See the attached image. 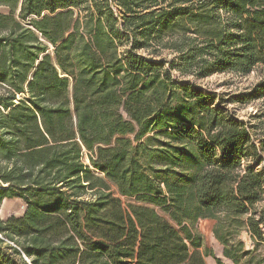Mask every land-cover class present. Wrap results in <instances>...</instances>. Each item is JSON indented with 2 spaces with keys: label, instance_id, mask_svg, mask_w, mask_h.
Here are the masks:
<instances>
[{
  "label": "trees",
  "instance_id": "trees-1",
  "mask_svg": "<svg viewBox=\"0 0 264 264\" xmlns=\"http://www.w3.org/2000/svg\"><path fill=\"white\" fill-rule=\"evenodd\" d=\"M0 7V264H264V128L194 81L264 98V0Z\"/></svg>",
  "mask_w": 264,
  "mask_h": 264
},
{
  "label": "rangeland",
  "instance_id": "rangeland-1",
  "mask_svg": "<svg viewBox=\"0 0 264 264\" xmlns=\"http://www.w3.org/2000/svg\"><path fill=\"white\" fill-rule=\"evenodd\" d=\"M0 13L8 14L9 9L6 7H0ZM18 13L19 7L15 12V18L18 16ZM73 14V18L79 16L77 10H74ZM259 80L260 74L254 70L246 76H240L231 72H224L215 73L209 77L194 81L204 90L216 93L221 100L225 102L224 104L227 109L231 110L239 120L250 123V125L255 126L256 129H263L264 117H262V114L264 112V98L251 100L246 103H242V101H240L251 92L252 88ZM234 98H239V101L233 102L232 100ZM244 164L253 165V162L250 159H246ZM7 208V211L0 213L3 219L9 216L19 217L24 211V206H22L19 201H10L7 203ZM213 224V221H199L197 228L204 238L206 247L210 249L215 256L220 257L222 248L212 236L211 229ZM240 239L244 242L247 249L252 248V242L245 232L240 235ZM206 261L207 264H212L214 260L211 257H208L206 258Z\"/></svg>",
  "mask_w": 264,
  "mask_h": 264
},
{
  "label": "crops",
  "instance_id": "crops-1",
  "mask_svg": "<svg viewBox=\"0 0 264 264\" xmlns=\"http://www.w3.org/2000/svg\"><path fill=\"white\" fill-rule=\"evenodd\" d=\"M10 201H19V203H21V201L18 200V199H6V200H3V202H2V204H1V206H0V213L3 212V211H7V210H8V208H7V203H9ZM21 205L23 206L22 203H21ZM20 216H21V215H20ZM208 221H210V220H208ZM216 257L220 258L223 262L225 261V260L222 258V255H221L220 257H219V256H216ZM205 262H206V264H207L206 259H205ZM212 264H215V262L213 261Z\"/></svg>",
  "mask_w": 264,
  "mask_h": 264
}]
</instances>
